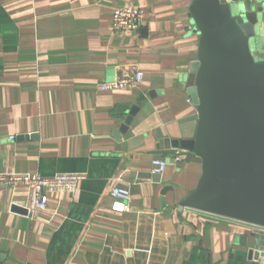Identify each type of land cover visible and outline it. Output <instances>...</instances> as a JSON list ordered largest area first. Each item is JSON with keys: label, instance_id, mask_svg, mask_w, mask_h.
<instances>
[{"label": "crops", "instance_id": "1", "mask_svg": "<svg viewBox=\"0 0 264 264\" xmlns=\"http://www.w3.org/2000/svg\"><path fill=\"white\" fill-rule=\"evenodd\" d=\"M192 3L0 0V173L81 176L35 216L26 185L0 195V264H264L259 228L179 205L202 174L167 144L193 139L199 122ZM127 6L144 8L141 26L116 31L113 11ZM135 67L138 86L98 89ZM178 153L152 173L155 157ZM118 186L129 201L112 195Z\"/></svg>", "mask_w": 264, "mask_h": 264}, {"label": "water", "instance_id": "2", "mask_svg": "<svg viewBox=\"0 0 264 264\" xmlns=\"http://www.w3.org/2000/svg\"><path fill=\"white\" fill-rule=\"evenodd\" d=\"M190 12L200 41L187 84L199 122L193 139L167 144L201 163L202 174L179 205L256 226L264 252V4L193 0Z\"/></svg>", "mask_w": 264, "mask_h": 264}, {"label": "built area", "instance_id": "3", "mask_svg": "<svg viewBox=\"0 0 264 264\" xmlns=\"http://www.w3.org/2000/svg\"><path fill=\"white\" fill-rule=\"evenodd\" d=\"M145 10L142 7L127 6L116 8L113 11L112 26L116 31H137L143 21ZM144 79V72L135 67L131 74H118L110 81H104L98 85L101 91L127 89L138 86ZM182 160L181 154H176L172 160L163 157H155L152 160V173L162 175L170 163ZM81 176L76 174H58L53 177H43L40 174L26 173H0V195L10 188L18 185L28 187L26 208L31 216L37 212L48 209L49 194L52 192L72 193ZM116 199L129 201L131 191L128 188L118 186L112 191Z\"/></svg>", "mask_w": 264, "mask_h": 264}]
</instances>
